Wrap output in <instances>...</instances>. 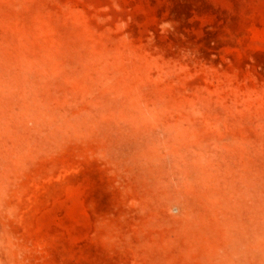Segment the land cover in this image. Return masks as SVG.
<instances>
[{"label":"rangeland","instance_id":"1","mask_svg":"<svg viewBox=\"0 0 264 264\" xmlns=\"http://www.w3.org/2000/svg\"><path fill=\"white\" fill-rule=\"evenodd\" d=\"M0 264H264V0H0Z\"/></svg>","mask_w":264,"mask_h":264}]
</instances>
